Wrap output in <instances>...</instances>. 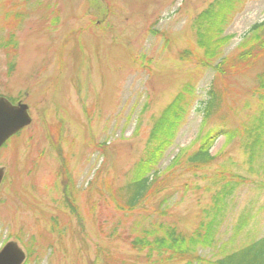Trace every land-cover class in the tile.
Segmentation results:
<instances>
[{"label":"rangeland","instance_id":"obj_1","mask_svg":"<svg viewBox=\"0 0 264 264\" xmlns=\"http://www.w3.org/2000/svg\"><path fill=\"white\" fill-rule=\"evenodd\" d=\"M213 2L0 0V97L28 105L32 119L0 148V250L17 242L23 264H185L128 242L147 231L153 242L168 228L204 234L200 225L213 219L211 244L195 252L210 264L264 235V143L251 161L247 153L262 66L225 67L226 75L213 68L248 49L242 45L264 20V0L243 2L223 29L227 43L202 66L197 17ZM12 33L14 50L2 46ZM187 85L189 108L156 167L152 196L124 210L118 189ZM210 90L221 101L203 121ZM214 130L236 135L219 136L215 161L188 171L183 160Z\"/></svg>","mask_w":264,"mask_h":264},{"label":"trees","instance_id":"obj_2","mask_svg":"<svg viewBox=\"0 0 264 264\" xmlns=\"http://www.w3.org/2000/svg\"><path fill=\"white\" fill-rule=\"evenodd\" d=\"M244 1L214 0L207 10L197 17L199 21L196 33L197 43L203 50V58L205 59L203 61L197 58L200 61V65H208L220 49L225 46L228 38L221 37L223 29ZM248 35V41L242 45L243 48L248 49L242 51L235 58L222 60L213 68L219 75H226L225 67H229L232 72H237L246 67L261 64L262 69L256 76V80L260 90H264V20L259 24H255L246 36ZM14 39L15 35L13 33L10 34L8 41L2 46L14 50ZM215 80L214 78L212 84L215 83ZM188 86H185L187 87L186 89L175 95L172 101L161 112L151 128L144 157L130 170L128 182L118 189V194L123 198L124 210L131 212L141 205L143 201L152 196L157 186L156 167L162 159L163 154L173 144L179 126L183 124L189 108V103L184 101L185 96L191 94L192 89H189ZM10 100L15 101L14 99ZM220 101L221 92L212 90L208 92V98L203 104L205 106L202 111L203 121L208 119L212 113L217 112ZM260 101L261 109L259 114L253 118L255 123L252 129L247 131L252 138V142L247 148L249 161L254 158L256 150L262 147L264 143V94L261 95ZM222 135L226 136L228 140H231L236 133L234 131L222 132L220 130H214L202 136L199 139L197 149L188 154L183 160L186 169L188 171H197L213 163L215 161V155H212L211 149L218 137ZM174 160V163L177 164L176 157ZM233 178L237 179L238 177ZM67 182H69L68 178L67 181H64V194H67ZM71 202V200H65L67 206L75 210ZM213 210L217 218V215L221 212V207L218 202L215 204ZM214 224L215 220L213 221V219L208 223L201 224L200 228L204 231V234H201L202 232L198 230L193 231L191 234H182L180 232L176 233L175 228H168L164 231L162 238H154L153 242L146 240L147 234L152 235L147 231L143 237L136 238L128 243L132 249H138V251L147 249V251L151 252L152 249H157L159 253L166 252L170 254V258H180V260L186 262L185 264H202L201 259L195 255L196 248L211 244V230L213 231ZM153 225L155 226V224L151 226L153 227ZM159 226L162 230L164 229L163 225ZM30 255L31 251L29 250ZM210 262V264H264V235L242 248L231 251L225 256Z\"/></svg>","mask_w":264,"mask_h":264},{"label":"water","instance_id":"obj_3","mask_svg":"<svg viewBox=\"0 0 264 264\" xmlns=\"http://www.w3.org/2000/svg\"><path fill=\"white\" fill-rule=\"evenodd\" d=\"M26 105L11 104L0 97V148L13 135L30 125L31 118ZM5 169L0 167V184L4 178ZM26 255L16 242L6 243L0 250V264H23Z\"/></svg>","mask_w":264,"mask_h":264}]
</instances>
